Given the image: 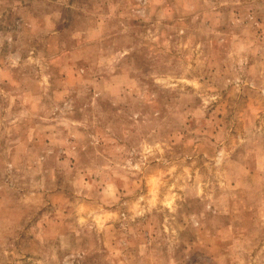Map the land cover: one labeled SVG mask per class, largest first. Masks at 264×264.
<instances>
[{"label":"rangeland","instance_id":"obj_1","mask_svg":"<svg viewBox=\"0 0 264 264\" xmlns=\"http://www.w3.org/2000/svg\"><path fill=\"white\" fill-rule=\"evenodd\" d=\"M0 264H264V0H0Z\"/></svg>","mask_w":264,"mask_h":264}]
</instances>
